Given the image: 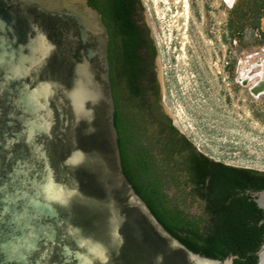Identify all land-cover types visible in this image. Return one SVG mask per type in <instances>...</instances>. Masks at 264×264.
I'll return each mask as SVG.
<instances>
[{"label":"water","instance_id":"water-1","mask_svg":"<svg viewBox=\"0 0 264 264\" xmlns=\"http://www.w3.org/2000/svg\"><path fill=\"white\" fill-rule=\"evenodd\" d=\"M108 43L88 0H0V264H234L190 250L126 178Z\"/></svg>","mask_w":264,"mask_h":264},{"label":"trees","instance_id":"trees-1","mask_svg":"<svg viewBox=\"0 0 264 264\" xmlns=\"http://www.w3.org/2000/svg\"><path fill=\"white\" fill-rule=\"evenodd\" d=\"M88 3L108 30L114 125L122 169L135 192L190 250L216 259L233 256L234 264H257L264 210L251 193L264 189V170L208 156L160 113L152 71L156 48L139 22L140 0ZM244 16L250 21L251 45L263 42L264 0H249ZM239 24L235 28L243 29ZM197 201L201 211L190 212L187 203Z\"/></svg>","mask_w":264,"mask_h":264},{"label":"rangeland","instance_id":"rangeland-1","mask_svg":"<svg viewBox=\"0 0 264 264\" xmlns=\"http://www.w3.org/2000/svg\"><path fill=\"white\" fill-rule=\"evenodd\" d=\"M140 1L175 127L216 160L264 170V90H250L264 80V41L251 45L249 0Z\"/></svg>","mask_w":264,"mask_h":264},{"label":"flooded vegetation","instance_id":"flooded-vegetation-1","mask_svg":"<svg viewBox=\"0 0 264 264\" xmlns=\"http://www.w3.org/2000/svg\"><path fill=\"white\" fill-rule=\"evenodd\" d=\"M152 71L155 73V86H156V96H158L159 97V99H158V106H159V110H160V113L166 118V119H168V120H171V118H170V116L167 114V113H165L163 110H162V107L160 106V87H159V82H158V78H157V75H156V71H155V66H154V60H153V62H152ZM157 98V97H156ZM169 124H173L172 123V121L171 122H169ZM180 132V131H179ZM181 133V132H180ZM197 203V205H198V211L197 212H199V211H201V209H200V205H201V203L200 202H196ZM188 210H189V208H188ZM190 211V210H189ZM191 212V211H190Z\"/></svg>","mask_w":264,"mask_h":264}]
</instances>
